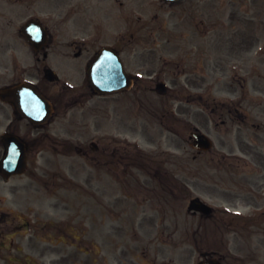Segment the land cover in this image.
<instances>
[{"label": "flooded vegetation", "instance_id": "af4514ba", "mask_svg": "<svg viewBox=\"0 0 264 264\" xmlns=\"http://www.w3.org/2000/svg\"><path fill=\"white\" fill-rule=\"evenodd\" d=\"M122 2L120 0V3ZM12 4L16 9L81 7L92 11L93 14L97 8H110L111 2L45 0L37 2L34 6L36 3H33V0H15ZM81 24L80 20H76V31ZM55 41V37L51 35L49 48L47 46L37 52L41 53L37 56V61L42 57L41 67H44L45 71L54 64L73 74L88 70L94 55H90L87 46L76 44L77 39H73L76 50L66 51L56 49ZM252 44L253 42L249 41L247 45ZM233 53L238 59L236 65L228 67L227 58H220L216 64L218 68L215 70L220 74L214 88L217 90V97L212 95L209 77L202 69L204 73L201 74L200 81L192 75L187 79V97L179 99L180 105L177 109L171 107V111L188 117L178 123V127L187 135L184 149H210L197 152L202 159V170L206 177L210 176L208 171L215 164L218 178L216 184L210 185V188L218 191L221 201L220 215L240 217L245 214L250 218V222L259 224L264 221V70L260 67L258 70L253 64L256 61L253 62L252 58L245 59L246 53H251V49H246L244 44ZM118 54H121L124 66L130 70L127 72H131L134 79L136 94L132 96L139 95V85H142V89L153 87L157 80H154L151 68L147 72L131 70L127 65L126 51L120 49ZM144 58L142 56L137 63H145ZM226 68L228 72H225ZM146 77L150 79L149 86ZM57 82L40 81L36 85L41 93L51 100L54 107L52 117L46 122L32 124L21 116L14 104L7 107L3 104L5 102L1 101L0 118L10 121L0 133V164L6 154L3 136L17 134L26 142L27 168L24 173L6 177L0 167V264H76V215L72 221H64L62 217L57 221L55 216L48 213L45 204L49 193L59 199L61 204H54L59 207L64 206V194L72 192L76 197L78 99L76 100V90L70 87L67 78L59 85L54 84ZM90 92L95 112L92 116L95 138L89 145V149H95L92 159L99 163L102 157L104 164L109 167L120 165L127 169L128 149H140L138 143H132L128 138L134 134L141 137L144 133L140 120H130L125 110L130 90L98 95L91 88ZM176 100L168 99L173 102ZM99 103L104 104L105 113L102 115L98 113L101 108L98 107ZM156 105L160 107L159 103ZM163 114L165 117V113ZM195 115H202L203 120L196 122ZM155 116L160 118V115ZM63 119L68 136L63 134ZM101 127L107 128L104 134H101ZM176 132L174 130L173 134L176 135ZM196 133L208 135L211 145L208 147L206 142L198 144ZM178 146L182 149L181 145ZM77 149L86 148L77 146ZM71 153L74 160L72 170L68 168L63 171L66 168L65 156ZM24 175L28 177V182L17 184V179ZM205 187L209 188V184L206 183ZM241 206L244 210L240 209ZM251 206V209H247ZM239 227L241 226H233L230 223L218 227L217 242L196 240L153 243L151 247L143 248L135 259L126 258L121 264H202L210 260L214 261L213 264H242L237 254L241 250V244L225 238L226 233L239 234ZM194 229L192 234L195 238L206 237L205 234L210 231V227L206 226ZM66 243H69L70 247L67 252L64 248ZM231 249L237 250L236 253L226 251ZM150 254L153 256L149 257Z\"/></svg>", "mask_w": 264, "mask_h": 264}, {"label": "rangeland", "instance_id": "374dc122", "mask_svg": "<svg viewBox=\"0 0 264 264\" xmlns=\"http://www.w3.org/2000/svg\"><path fill=\"white\" fill-rule=\"evenodd\" d=\"M91 1L93 3V0ZM12 2L13 0H0V55L3 56L1 57L3 59L9 55V51L5 50H15L17 72L22 74H25V69L23 71L21 67L26 65L27 55L31 53V48L21 36L20 29L31 16H38L51 27L56 26V34H66V36L64 35L65 39H77L81 45L86 41V45L94 50L102 44L116 45L123 37L127 44L120 45L119 49L126 51L128 67L134 71L140 70V72H147L151 68L155 81L165 80L169 85L170 93L167 98L187 97V79L192 74V77L198 81L201 80L203 58L212 65L205 73L209 77L213 90L212 95L217 97V90H214L216 80L220 75L218 71L214 70V68H218L216 65L218 63L217 45L219 40H223L222 42L226 45L228 41L226 37L234 34L239 28L242 29L239 31L240 36L250 38L249 41L253 43L256 39V49L264 51V0H185L175 3H166L164 0H128L123 10H117L118 8L114 7L111 10L98 11L97 25L93 26L90 31L85 30L83 24L76 31L74 26L76 24V9L73 10L72 7L66 8L64 11L60 9L41 10L38 7L22 10L5 8V6L9 8ZM37 2H41V0H33V3H36L34 5H37ZM82 9L86 8H81L79 14L87 12ZM125 16L126 19L122 21ZM82 18L84 17L82 16ZM221 35H223L222 38H220ZM203 51H207V55ZM260 54L257 53V58L261 57ZM142 56L145 57V63H137ZM171 60H178V62L169 64ZM4 61L7 64L6 60ZM189 62L194 66H190ZM236 64L237 62L233 65ZM193 67H196L197 70L193 71ZM0 81L5 82V78ZM82 82L80 77L73 83L81 85ZM2 83L0 86L3 85ZM76 91L78 94L81 90ZM130 96L132 95L130 94ZM139 96L145 99V102L147 97H153L150 91L146 90ZM93 101L91 96H84L76 108L77 112L80 110V114H86L88 117L94 109ZM179 105V101H176L174 108L177 109ZM101 106L102 104L99 103L98 107ZM127 106L133 108L134 112L139 114L140 119H142L141 115L145 114L143 117L145 134L144 138L140 139L141 147L144 148L141 150L145 153L143 156L141 154V161L151 168L156 159L160 158L155 156V153L165 156L163 163L167 162V165L163 168L168 175L175 176V181L180 182V193L167 199L157 197L152 190L147 188V184L150 189L153 185L148 181L150 169L141 170L133 165L130 166L126 175L121 170L115 173L112 168L109 172L113 174V177L105 174V169L98 170L94 177V168L90 167V158L81 153V149L80 153L76 150V201L79 203L76 202V236L79 238V240L76 239V264H121L122 259L137 257V254L142 252V249L148 244L165 240H192L186 239L187 233L191 231L190 227L200 225L212 228L210 233L205 234L204 241L216 242L217 235L213 231L221 227L216 222V218L206 219L200 213L192 214L187 210L191 198L195 196L209 201L214 207L221 206L218 191L211 189L210 185L209 188L205 187L206 183L202 185L200 170L195 172L188 167L187 160L190 157L194 158L195 153L191 149L177 148L178 145H185L186 132L178 130L180 127L176 125L180 121L187 120L188 117L176 112L171 119L166 118L165 122L162 121L163 124L155 132L152 130V120L149 118L152 114L159 112L156 107L149 102L141 101H138L137 104L129 102ZM146 114L150 115L149 118ZM82 117L83 115L79 118ZM202 118V115H195V121L198 123L203 120ZM166 126H175L178 134L171 135L167 132ZM93 138H95L93 131L80 137L83 146L86 144L89 146V140ZM135 139L136 137H131L130 140ZM85 150L90 151V149ZM100 158V164H104V160L102 157ZM55 161L57 163V158ZM195 161L201 169L202 159L198 157ZM70 165L67 164L63 171ZM210 171H216L215 167ZM125 172L127 173V171ZM160 174L161 172H159ZM23 178L24 181L27 180L26 177ZM92 178L97 180V186L104 184L111 187V193L107 197H101L103 200L99 202L101 205L95 206L102 210H108L112 216L106 219L97 217L100 226H103L104 223L107 224V220H109L107 230L105 231V228L102 227L101 230L105 232L101 231V233H99L100 229L95 230L94 220L97 218L91 216L96 217L97 215L95 208L91 206L93 200H88L82 193V191L90 193L94 187ZM134 178L136 180L132 181ZM216 182L214 178L208 183L216 184ZM69 200L72 201V197ZM55 203L59 204L60 202L55 201L54 197L49 195L47 209L50 212L55 208ZM67 213L72 215L71 207L70 212H65V214ZM85 215L89 218L83 220L88 222L87 225L82 223V218ZM60 217L61 214H55V220H60ZM224 218L228 222L231 219L230 217ZM262 222L259 223L262 225L260 227H250L251 233L241 234L243 247L237 254L242 258V264H264V221ZM170 227H175L176 232L170 234L169 232L173 231ZM186 227L188 228L185 229ZM174 237L177 238L174 239ZM110 238L112 245L108 244ZM136 243L137 245L141 244L138 245V247L141 246L140 250L135 249ZM93 244H96L97 247L94 248ZM82 247L87 250H80ZM226 251L233 254L237 250ZM36 256L39 257L38 254Z\"/></svg>", "mask_w": 264, "mask_h": 264}, {"label": "water", "instance_id": "95a60500", "mask_svg": "<svg viewBox=\"0 0 264 264\" xmlns=\"http://www.w3.org/2000/svg\"><path fill=\"white\" fill-rule=\"evenodd\" d=\"M105 50H109L110 51L111 49H109V48L108 49H103V51H105ZM112 55L114 56L113 57V61L115 62L116 59H117L116 58L117 56H116V54H112ZM103 56L106 57L107 55H103ZM99 73H100L99 75H102L103 74V71H99ZM105 82L106 81H102L101 80V82L99 83V87L102 88V89H104V90L108 89V88L105 87V86L108 85V83H105ZM166 88H167L166 85L164 83H161V84L158 85V88L157 89H158L159 92L165 93L166 92ZM29 104L30 103H27V105H29ZM190 209L202 210L204 212L209 213V211H210L211 208L210 207H207L206 204H204L203 202H201L199 199H194L191 202Z\"/></svg>", "mask_w": 264, "mask_h": 264}]
</instances>
